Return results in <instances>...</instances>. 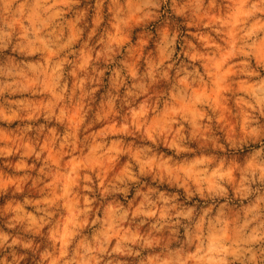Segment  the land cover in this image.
<instances>
[{"label":"clouds","instance_id":"1","mask_svg":"<svg viewBox=\"0 0 264 264\" xmlns=\"http://www.w3.org/2000/svg\"><path fill=\"white\" fill-rule=\"evenodd\" d=\"M0 264H264V0H0Z\"/></svg>","mask_w":264,"mask_h":264}]
</instances>
